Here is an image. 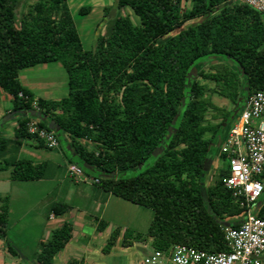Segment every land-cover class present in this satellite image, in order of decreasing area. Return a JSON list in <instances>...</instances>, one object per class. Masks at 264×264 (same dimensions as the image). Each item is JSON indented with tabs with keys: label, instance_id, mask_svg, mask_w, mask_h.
<instances>
[{
	"label": "trees",
	"instance_id": "1",
	"mask_svg": "<svg viewBox=\"0 0 264 264\" xmlns=\"http://www.w3.org/2000/svg\"><path fill=\"white\" fill-rule=\"evenodd\" d=\"M68 1L36 0L16 23L19 0H0V90L9 96L10 114H22L13 117V137H0V172L10 171V179L18 182L44 178L46 163L7 157L27 140L51 150L29 132L35 104L43 117L37 126L54 127L59 147L66 142L69 163L97 179L105 193L152 211L146 234L125 231L121 247L150 240L157 251L184 245L228 252L222 225L237 227L244 209L222 185L227 169H220L204 187L213 144L232 112L215 105L211 96L234 108L240 98L264 91L260 14L228 0H115V9L128 8L138 23L128 16L115 18L85 51ZM91 10L82 6L77 16ZM206 60L218 62L197 71ZM56 62L66 72L65 98H35L19 83L20 70ZM0 200V241L10 256L19 258L6 241L8 198ZM258 202L257 216L264 218V203L261 198ZM68 209L57 203L50 215L60 217ZM105 226L99 221L96 231ZM72 230L70 223L53 230L40 243L39 253L23 259L24 264H52L71 241ZM118 234H110L102 254L110 252Z\"/></svg>",
	"mask_w": 264,
	"mask_h": 264
},
{
	"label": "rangeland",
	"instance_id": "2",
	"mask_svg": "<svg viewBox=\"0 0 264 264\" xmlns=\"http://www.w3.org/2000/svg\"><path fill=\"white\" fill-rule=\"evenodd\" d=\"M35 2L36 0H19L15 8L16 23L26 17ZM115 3V0L68 1L67 5L85 51L95 46L97 35H105L108 32L115 18L128 16L134 24L138 23L137 18L128 8L116 10ZM82 6L92 7L91 12L87 16H77V11ZM105 9L109 10L107 14ZM209 61L206 60L200 64L197 67V71L207 69L211 63L218 62L217 60ZM18 81L37 98L58 101L67 96L66 72L62 65L57 62L20 70ZM199 82L212 87L211 84L204 83L201 80ZM211 98L218 107L233 111L234 108L228 101L215 95H212ZM9 100V96L0 90V110L10 106ZM33 107L34 111L38 113L35 104ZM21 115V113H14V115L11 114V117L12 119L13 117L19 118ZM238 115L239 111L229 123L223 126L215 139L213 144L214 157L205 172L204 187L213 183L220 169H227L228 167V161L222 159L219 150L229 127L237 120ZM11 117L6 116L4 119L9 122L8 120ZM39 119L36 116H32L30 123L38 125ZM206 120H210L209 115ZM2 133L5 134L4 131ZM65 149L68 151L66 142L60 144L57 149L47 150L39 148L35 140H27L22 143L16 153L10 151V155L7 157L16 156L18 159L28 160L33 163H46L47 168L42 180L30 182L12 181L10 179V171L0 172V199L8 198V224L5 229L6 241L12 245L19 255V258H14L17 263L24 264L25 261L23 259H33L40 251V243L48 241L52 231L57 229L55 226L60 224V219L56 218L53 222L49 220L50 208L57 203L77 207L81 211H76V213L85 212L88 216L85 219L89 221L98 218L107 222V231L97 238L90 236L89 227L85 228L87 232L85 235L87 237L90 236L92 242H96L102 248L113 231H119V241H122L123 233L127 230L132 231L134 235L136 233L145 235L151 223L153 216L151 210L133 205L114 196L108 199L103 211L97 210L95 204H93L97 200L95 197L99 194L105 197L106 194L101 191L99 194L97 193L98 189L92 187V185L96 186L97 184H92L90 182L92 178L90 177L85 176L79 182H75L68 177L67 166L70 163L68 162ZM81 189L87 193V199L82 197V200H80V196H77V194L82 192ZM93 194L96 195L93 196ZM261 201L264 203V192ZM2 204L3 202L0 200V207ZM77 231L78 229L75 231L76 235H78ZM0 242L3 243L6 249L5 242ZM143 245V248L147 251L151 250L148 242ZM115 251L116 254L110 258L101 256V261L98 264H140L143 259L144 249L134 243L131 248L126 249L116 246Z\"/></svg>",
	"mask_w": 264,
	"mask_h": 264
},
{
	"label": "built area",
	"instance_id": "3",
	"mask_svg": "<svg viewBox=\"0 0 264 264\" xmlns=\"http://www.w3.org/2000/svg\"><path fill=\"white\" fill-rule=\"evenodd\" d=\"M228 1L252 8L264 22V0ZM28 127L48 149L59 147L54 131L40 129L32 123ZM219 154L228 161V174L221 179L222 185L244 209L237 219V227L222 225L228 252L209 253L175 245L165 251L152 249L143 264H264V218L257 216L261 206L258 201L264 192V91L245 99L237 120L223 139ZM67 174L75 182L85 177L82 169L72 163L67 166ZM90 182L98 184L97 179Z\"/></svg>",
	"mask_w": 264,
	"mask_h": 264
},
{
	"label": "crops",
	"instance_id": "4",
	"mask_svg": "<svg viewBox=\"0 0 264 264\" xmlns=\"http://www.w3.org/2000/svg\"><path fill=\"white\" fill-rule=\"evenodd\" d=\"M34 95V94H33ZM35 98H37V96L34 95ZM9 107L6 108H2V110H0V137L3 138H7L10 139L13 137V133H14V129L17 126V123L15 119H12L11 114H10V110H11V104H10V100H9ZM6 116H10L11 118H9L10 120H8L9 122H6V120L4 119V117ZM5 132V134H3L2 132ZM3 134V135H2ZM93 188H97L98 189V194L99 192H103L105 193L101 188H99L97 185H92ZM82 192L77 194V196H80V200L83 199H87V193H85V191L83 189H81ZM78 190V191H81ZM75 194V193H74ZM106 196L104 197L103 195H98L95 197V200L93 202V204H95V208L97 210H104L105 204L108 201V199L110 197H112L111 194L109 193H105ZM96 194H93V196H95ZM91 197V196H90ZM69 209L60 217H53L50 215L49 220L50 221H55L56 218L60 219V224L55 226L56 228L61 227L64 223H70L72 225V239L71 241L64 247V249H62L58 254L55 255L52 264H68L70 261L72 260H84V262L86 264H98V262H100V258L101 256L106 257V258H110L112 255L116 254L115 251V247L116 246H120L121 247V241H119V236L116 240L115 245L112 247V249L110 250V252L107 255L102 254V247L99 246L98 244H96V242H92L91 237L93 238H97L99 236H102L108 229V224L107 222H105L106 226L104 228V230L102 232H97L96 228L98 225L99 221H103L100 220L98 218H96L93 221H89L87 219H85L86 217H88L86 215L85 212L79 213L77 214V212H80L81 210L78 209L77 207L75 208L74 206H68ZM75 208V209H73ZM84 208V207H83ZM82 208V209H83ZM78 215V216H77ZM104 222V221H103ZM89 227V232H90V236H86L85 234L87 233L85 228ZM76 229H78V235L75 234ZM118 229V228H116ZM51 237V235H50ZM149 243L150 247H151V243L150 240H144L141 242H132L131 241V246L128 248H131L133 243L141 246L142 249H144V253H143V259L145 258V256H147L148 254H150L152 252V248L150 251H147L144 247L143 244ZM123 248V247H121ZM126 249V248H125ZM0 264H20L17 263L13 257H11L10 255H8V253L6 252V249L4 248V245L2 242H0ZM2 258V259H1ZM143 259L141 261L140 264H143ZM31 264V263H29Z\"/></svg>",
	"mask_w": 264,
	"mask_h": 264
},
{
	"label": "water",
	"instance_id": "5",
	"mask_svg": "<svg viewBox=\"0 0 264 264\" xmlns=\"http://www.w3.org/2000/svg\"><path fill=\"white\" fill-rule=\"evenodd\" d=\"M185 102H186V98L183 100L182 106H184ZM244 102H245V97L240 98L239 103L236 105V107H234L233 111L230 113V115H229L228 119L226 120V122L224 123V125H226L227 123H229V121L235 116V114L244 105ZM35 116L38 117V118H40V119L43 118L39 113L35 114ZM1 123L2 122H0V125H1ZM52 130H54V127H53ZM157 154H158V151L154 153V156H156ZM209 164H210V161L207 162L206 167H205V171L208 169Z\"/></svg>",
	"mask_w": 264,
	"mask_h": 264
}]
</instances>
